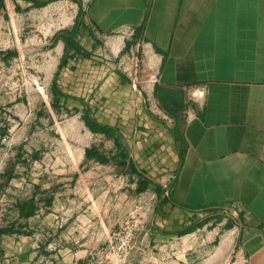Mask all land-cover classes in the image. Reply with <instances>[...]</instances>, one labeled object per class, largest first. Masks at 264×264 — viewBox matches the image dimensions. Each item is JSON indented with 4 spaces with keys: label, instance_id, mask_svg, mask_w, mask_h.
I'll list each match as a JSON object with an SVG mask.
<instances>
[{
    "label": "crops",
    "instance_id": "0c3cea01",
    "mask_svg": "<svg viewBox=\"0 0 264 264\" xmlns=\"http://www.w3.org/2000/svg\"><path fill=\"white\" fill-rule=\"evenodd\" d=\"M0 229V264H264V0H0Z\"/></svg>",
    "mask_w": 264,
    "mask_h": 264
},
{
    "label": "rangeland",
    "instance_id": "374dc122",
    "mask_svg": "<svg viewBox=\"0 0 264 264\" xmlns=\"http://www.w3.org/2000/svg\"><path fill=\"white\" fill-rule=\"evenodd\" d=\"M51 21L45 22L39 17L30 16L27 14V17L24 19V28H10L12 31L9 36V46L12 50L10 55L16 57L17 52L23 56V65L19 62V67L14 68L16 70L19 68L20 74H24V85L28 87L30 85L38 86L40 82L34 80L32 76L38 77V72L42 69L50 70L52 67L51 64L47 61L46 64L40 63L39 54L42 52V49L48 46L49 41H45L43 36H49L52 30H55L51 24ZM50 29V31H48ZM57 29V28H56ZM102 190L106 192L109 187V182L106 180L103 184ZM107 197V196H106ZM128 211L122 212L123 216H128Z\"/></svg>",
    "mask_w": 264,
    "mask_h": 264
},
{
    "label": "trees",
    "instance_id": "16d2710c",
    "mask_svg": "<svg viewBox=\"0 0 264 264\" xmlns=\"http://www.w3.org/2000/svg\"><path fill=\"white\" fill-rule=\"evenodd\" d=\"M63 39L66 42V48L64 50V55H63L59 65H58V69H57V71L55 73L54 80L52 82V90L54 91L55 94H59L60 93V91L57 88V78H58V75L60 73V70L66 64L65 55L67 54V47L74 48L75 51H79L80 50L78 45L73 40H70V39H68L66 37H63ZM79 99H81V98H79ZM82 117L84 118V120L86 121V123L88 124V126L90 127L91 130H93V131H104V132L108 133L109 135H114L116 140L120 141V144L122 146V149H121V151H122V159L124 157H126V153H127L126 152L127 151L126 146L127 145L125 144V137H124V135L121 132H119L118 130H116L114 127H112L110 125L102 124L96 118L91 117L89 114H87V112H84ZM0 231L2 232L1 229H0Z\"/></svg>",
    "mask_w": 264,
    "mask_h": 264
},
{
    "label": "built area",
    "instance_id": "2783aa9c",
    "mask_svg": "<svg viewBox=\"0 0 264 264\" xmlns=\"http://www.w3.org/2000/svg\"><path fill=\"white\" fill-rule=\"evenodd\" d=\"M3 139L6 140L5 137ZM122 244H125V242H123ZM58 245H59V241L55 240L53 242H49L47 248L49 250H55L58 247Z\"/></svg>",
    "mask_w": 264,
    "mask_h": 264
}]
</instances>
